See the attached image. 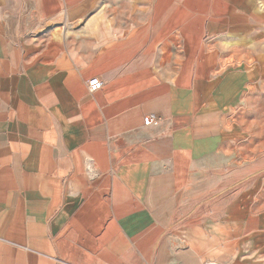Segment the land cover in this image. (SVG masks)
<instances>
[{
  "label": "crops",
  "instance_id": "obj_1",
  "mask_svg": "<svg viewBox=\"0 0 264 264\" xmlns=\"http://www.w3.org/2000/svg\"><path fill=\"white\" fill-rule=\"evenodd\" d=\"M216 4L0 0V264L240 254V239L181 227L264 91ZM94 77L103 87L90 92ZM150 114L161 121L145 125ZM232 218L221 232L242 228Z\"/></svg>",
  "mask_w": 264,
  "mask_h": 264
},
{
  "label": "rangeland",
  "instance_id": "obj_2",
  "mask_svg": "<svg viewBox=\"0 0 264 264\" xmlns=\"http://www.w3.org/2000/svg\"><path fill=\"white\" fill-rule=\"evenodd\" d=\"M257 1L217 0L214 12L222 21L220 28L236 35L234 44L243 47L244 58L248 54L264 89V0L258 5ZM237 120L241 133L238 148L229 157L219 154L210 161L209 179L202 176L197 180L210 184V194L200 191L198 202L191 204L181 227L201 228L206 236L218 232L225 238L240 239V254L223 264H264V91L263 96L249 99ZM233 216L242 228L221 232L218 224ZM257 226L259 230L250 231Z\"/></svg>",
  "mask_w": 264,
  "mask_h": 264
},
{
  "label": "built area",
  "instance_id": "obj_3",
  "mask_svg": "<svg viewBox=\"0 0 264 264\" xmlns=\"http://www.w3.org/2000/svg\"><path fill=\"white\" fill-rule=\"evenodd\" d=\"M102 87H103V82L98 77H94V78L90 79L88 82V90L90 92L99 91L102 89ZM160 121H161V118H159L155 114H150V115L146 116L144 119V123L147 126L157 125ZM205 264H217V263L212 262V261H208Z\"/></svg>",
  "mask_w": 264,
  "mask_h": 264
},
{
  "label": "bare ground",
  "instance_id": "obj_4",
  "mask_svg": "<svg viewBox=\"0 0 264 264\" xmlns=\"http://www.w3.org/2000/svg\"><path fill=\"white\" fill-rule=\"evenodd\" d=\"M261 5V4H260Z\"/></svg>",
  "mask_w": 264,
  "mask_h": 264
}]
</instances>
